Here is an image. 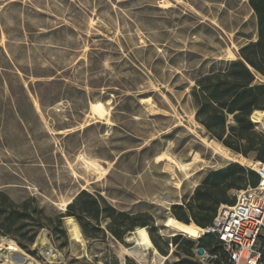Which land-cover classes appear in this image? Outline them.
Segmentation results:
<instances>
[{"label":"rangeland","instance_id":"1","mask_svg":"<svg viewBox=\"0 0 264 264\" xmlns=\"http://www.w3.org/2000/svg\"><path fill=\"white\" fill-rule=\"evenodd\" d=\"M256 39L247 0H0V191L49 216L80 191L98 194L149 215L159 248L137 246L138 228L87 241L64 218L61 249L45 230L26 250L0 236V264H221L195 255L205 233L173 229L170 209L210 171L255 162L205 135L189 95Z\"/></svg>","mask_w":264,"mask_h":264},{"label":"trees","instance_id":"2","mask_svg":"<svg viewBox=\"0 0 264 264\" xmlns=\"http://www.w3.org/2000/svg\"><path fill=\"white\" fill-rule=\"evenodd\" d=\"M247 3L256 19V41L239 49L238 60L212 63L196 78L189 96L194 120L207 137L237 155L264 163V134L256 130L250 119L254 112L264 111V0H247ZM257 183L258 176L254 172L237 163H228L224 168L210 171L194 189L189 201L172 206L170 213L182 224L190 226L192 222L196 230H205L211 226L219 206L234 204L230 191L245 190ZM64 218L74 220L87 241L102 239L106 232L122 241L136 228L152 225L146 213L118 211L104 197L84 190L72 198L64 213L52 216L47 215L34 198L15 202L0 191V236L23 250L34 242L41 230L47 232L52 242L60 240L63 244L56 247L61 249L68 239ZM148 235L158 250L149 231ZM178 241L179 237H174L171 244L175 246ZM183 244L187 254L194 248L192 242ZM197 248L220 257L221 264L226 261L211 234L205 233L198 240Z\"/></svg>","mask_w":264,"mask_h":264},{"label":"built area","instance_id":"3","mask_svg":"<svg viewBox=\"0 0 264 264\" xmlns=\"http://www.w3.org/2000/svg\"><path fill=\"white\" fill-rule=\"evenodd\" d=\"M250 119L264 134V117L254 112ZM247 169L258 176L257 185L237 192L232 206H219L211 226L201 231L216 238L223 264H264V163L253 162Z\"/></svg>","mask_w":264,"mask_h":264},{"label":"bare ground","instance_id":"4","mask_svg":"<svg viewBox=\"0 0 264 264\" xmlns=\"http://www.w3.org/2000/svg\"><path fill=\"white\" fill-rule=\"evenodd\" d=\"M257 114L259 116L264 117V111H257ZM84 160L86 161V163L88 165H90L93 168L92 170L95 169V171H96V170L100 169V167L97 165L96 162L91 161V160H86V159H84ZM66 206H67V204H66ZM169 225L173 229L178 230L180 232H183L184 234H186L189 237H198V232H199L198 230H196L195 228H193L191 226L182 224V223L178 222L177 220H171ZM136 234L138 236V239L136 240L137 246H141V247H150L151 246V241H150L149 236H148V234L144 228H138L136 230Z\"/></svg>","mask_w":264,"mask_h":264},{"label":"water","instance_id":"5","mask_svg":"<svg viewBox=\"0 0 264 264\" xmlns=\"http://www.w3.org/2000/svg\"><path fill=\"white\" fill-rule=\"evenodd\" d=\"M203 254H204V250H203L202 248H197V249L195 250V255H196L197 257H202Z\"/></svg>","mask_w":264,"mask_h":264}]
</instances>
